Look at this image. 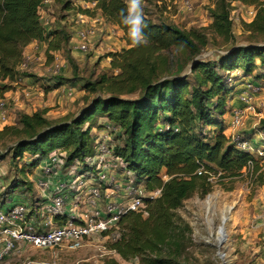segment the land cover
<instances>
[{"label": "trees", "instance_id": "16d2710c", "mask_svg": "<svg viewBox=\"0 0 264 264\" xmlns=\"http://www.w3.org/2000/svg\"><path fill=\"white\" fill-rule=\"evenodd\" d=\"M42 1L0 0V98L9 89L3 82L17 80L29 44L46 42L49 55L60 53V42L69 43L63 30L52 31L51 27L47 31L43 26L38 12ZM54 1L68 15L81 12L96 17L100 13L108 24L123 31L128 47L107 55L111 69L118 73L103 74L86 84L90 94L106 95L87 101L75 118L49 121L42 111L21 114L19 126L4 127L0 140L15 138L14 160L25 153L45 158L63 149L68 161H84L92 154V129L100 127L99 118L107 119L119 142L117 156L144 181L147 191L161 189L158 197L147 199L146 218L129 213L121 219L120 236L108 242L109 249L132 264L136 260L137 264H189L181 259L186 247L175 212L194 194L208 195L211 177L216 176L224 186L244 175L253 182L261 183L264 178L261 160L232 145L222 120L232 91L228 75L241 71L254 78L259 70L257 80L251 81L261 82L264 45L233 47L219 61L209 62L197 58L207 44L202 33L155 21L148 14L141 15L143 38L134 44L129 35L132 24L124 22L134 14L125 0H94L92 13L75 8L69 0ZM232 2L260 5V0H217L210 10V29L224 40L232 38ZM245 27L252 35L264 36V10ZM174 57L176 71L171 70ZM258 130L264 132V118ZM200 166L206 173L198 176ZM104 264L120 263L110 259Z\"/></svg>", "mask_w": 264, "mask_h": 264}, {"label": "rangeland", "instance_id": "374dc122", "mask_svg": "<svg viewBox=\"0 0 264 264\" xmlns=\"http://www.w3.org/2000/svg\"><path fill=\"white\" fill-rule=\"evenodd\" d=\"M69 1L74 7L77 5L76 0ZM125 1L127 3L128 0ZM159 1L161 5L157 4ZM183 1L140 0L139 14H148L155 21L202 33L207 39V44L197 58L209 62L219 61L233 47L264 45V36L252 35L245 27V24L250 23L260 9L264 10V0H260L259 6H247L239 2L230 4L232 38L229 40L216 36L210 29L212 22L210 10L214 8L217 0H189L192 9L185 11L181 8ZM170 2L171 9L166 12V7ZM49 4L40 11V13L43 11V17L45 15L43 21H49L52 31L63 30L70 37L66 46L59 39L57 40L62 50L57 53L60 55L55 65L65 62L64 67L59 73H54L53 55H48L44 50L41 52L34 50L31 53L32 60L27 64L26 69H17L18 78L20 77L22 81L3 82L9 88L5 95L9 97L10 104L8 121L4 124L5 126L0 123V131L7 126H19L18 121L21 114L32 115L42 111L49 121L73 119L82 110L81 102L86 105L87 101L89 102L93 97L106 95L104 93L90 94L86 91V84L98 80L103 74L116 73L111 69L110 64L107 68L105 59L109 53L118 51L117 49L122 47L116 42L115 45L109 43L113 39L126 41L125 37L120 38L112 34L113 31L106 29V24L108 25L106 21L105 23L97 22L95 23L96 36L91 39L88 51L78 52L73 49L74 44L71 41L74 25L76 26L74 15L70 13L68 15L64 6L57 4L54 0H51ZM130 6V12L135 15L136 13L131 11ZM110 34L111 39H107L106 36ZM26 54L23 52V55ZM68 58L72 63H69ZM177 67L178 60L174 57L171 70L176 71ZM236 72L228 75L232 79V83L230 82L232 89L235 87L234 80L241 82L243 80L244 74L241 71ZM260 74L261 72L256 70L255 77L252 76L250 79L255 81L254 79ZM49 82L50 85L47 84ZM73 82L75 84L81 82L80 88L74 87ZM67 83L70 86H67ZM261 83L264 86V82L261 81ZM62 85L66 87L63 91L58 89ZM231 93L232 91L229 94L230 98L233 97ZM234 97L237 96L234 95ZM58 99L61 104L58 103ZM229 107L228 105L227 109L230 110ZM263 109V106L259 110L255 108L257 114L252 115L253 119H257ZM105 122L106 120L101 124ZM257 131L258 128L254 126L253 134L258 133ZM237 134L248 138L241 131ZM261 138L260 136L259 139ZM15 141V138L11 136L0 140V203L3 206L14 205L17 200L18 202L27 200L32 202L28 197L30 195L33 197L35 194L33 182L38 172V161L26 153L21 159L14 160L12 147ZM114 141L115 144H119L115 134ZM262 141L260 145H264V140ZM1 155H3L2 158ZM261 165L264 171V161H261ZM244 174L247 173L244 171ZM212 179L208 195L194 194L175 212L177 224L184 233L186 247L181 259H186L189 264H264V227L261 225L264 215V178L261 183L253 182L244 175L225 186L219 184L216 176ZM228 187L231 189L227 190ZM7 201L9 203H6ZM223 215L228 216L229 220L225 225L226 239L220 245L217 231L222 226ZM142 217L146 218L147 214ZM110 259L120 264H132L123 261L116 253H113L109 249V243L101 239L85 241L83 246L75 252L62 248L36 250L30 246H21L18 253L7 256L0 261V264H21L26 261L34 264H104ZM133 264H137V260Z\"/></svg>", "mask_w": 264, "mask_h": 264}, {"label": "built area", "instance_id": "2783aa9c", "mask_svg": "<svg viewBox=\"0 0 264 264\" xmlns=\"http://www.w3.org/2000/svg\"><path fill=\"white\" fill-rule=\"evenodd\" d=\"M78 1L75 8L79 10L90 13L96 10V1ZM49 3L51 0H43L38 12L49 6ZM157 4L162 3L159 1ZM170 4L171 2L167 7L164 5L166 12L170 11ZM129 5L131 0L127 1V6ZM181 8L184 11L191 10L192 5L189 0H184ZM74 19L76 26L74 25L71 37L73 49L86 53L91 39L96 36L95 23L98 18L77 12ZM50 25L49 21H43L47 31L50 30ZM52 55L53 72L57 74L63 69L65 62L55 65L60 54ZM31 60V54L23 55L18 70H25ZM21 81L19 77L15 82ZM262 84L249 80L241 85L238 101L242 108L232 109L230 112L229 129L232 134L228 137L236 149L264 161V145L255 148L248 138L237 134L245 127L246 114L255 111V100L264 93ZM9 104V97L4 94L0 98V123L3 125L8 121ZM99 126L92 129V154L84 161H68L63 149H56L45 158L33 157L39 166L33 182L35 194L28 197L32 202L17 201L11 206L0 203V261L18 253L20 244L36 250L62 248L75 252L85 241L91 239L115 242L120 236L119 223L125 215L147 214V199L158 197L161 189L147 191L144 181L130 172L117 156L118 144L114 141L116 132L113 126L107 119L105 124ZM97 131L100 132L96 133ZM257 132L262 137L261 141L264 140V132ZM205 173L203 166L196 172L198 176ZM212 180L211 177L210 181ZM262 226L264 227V222ZM21 264L34 263L26 261Z\"/></svg>", "mask_w": 264, "mask_h": 264}, {"label": "crops", "instance_id": "0c3cea01", "mask_svg": "<svg viewBox=\"0 0 264 264\" xmlns=\"http://www.w3.org/2000/svg\"><path fill=\"white\" fill-rule=\"evenodd\" d=\"M76 3H78L79 1L78 0H76L75 1ZM42 13H43V11L41 12V13H39V15H40V17H41V21H43V18L45 17V15H44V17L42 16ZM97 18H98V22H104L105 23V20H104V18L100 15V13H98V16H97ZM46 19V18H45ZM50 27H51V25H50ZM106 29H108V30H111V31H113V33L112 34H116L117 36H120V38H123V36H124V33H123V31H121L118 27H116V26H114V25H111V24H106ZM111 37H112V35L110 34V35H107L106 36V38L107 39H111ZM117 43V44H119L120 46H122V47H120L119 49H117L118 51H120L121 49H124V48H127L128 46H127V43H126V41H124V40H116V39H113V41H111L109 44H112V45H115L114 43ZM46 48H47V43L46 42H32L31 44H29L25 49H24V53H27V54H31V53H33V51L34 50H36V51H38V52H41L42 50H44L45 52H46ZM38 52H36V53H38ZM116 52V51H115ZM54 53H59V52H54ZM53 54V52H51L50 53V55H52ZM105 61L107 62V68H109V64H110V59L108 58V57H106V59H105ZM118 73V71H116V73L115 74H117ZM252 77V75H250V76H244L243 75V80H242V82H246V81H248L250 78ZM250 80H252V79H250ZM261 81L262 82H264V78H262L261 79ZM237 82V83H236ZM241 81H236V80H234V83L233 84H235V87H233V89H232V95H233V97L232 98H230V100H229V102H228V105L230 106L229 108H231L230 110L228 109V112H227V114L222 118V120H223V125H224V134L226 135V136H230L231 134H232V131H231V129H229V123H230V112H231V110L232 109H237V108H242V104H240L239 103V101H238V93H239V90H240V87H241V85L243 84ZM240 83V84H239ZM30 84H32V83H30ZM48 85H50V82L49 83H47ZM238 84V85H237ZM70 84H68L67 83V86H69ZM80 85H81V82H79V83H76L75 84V82H73V86L74 87H76L77 89L78 88H80ZM61 89V91H63V89H65L66 87H64L63 85L61 86V87H58V89ZM232 88V87H231ZM234 95H236L237 97H234ZM76 96V95H75ZM74 100V99H73ZM60 101V99H58V103H60L61 104V102H59ZM81 104H82V108L83 107H85V104L83 103V102H81ZM261 106H263L264 107V97H263V94H261L260 96H258L257 98H256V100H255V108L256 109H258L259 110V108L261 107ZM81 110V109H80ZM263 112L262 113H260V114H258V118L257 119H253V117H252V115H256L257 113L255 112V111H250L249 113H247L246 114V126H245V128L244 129H242L241 130V132H243V133H245L247 136H248V139L252 142V144L254 145V147L255 148H258V147H260L261 145H260V142H261V140L259 139V136L258 135H256L257 133H255V134H253V127L254 126H256L257 128H258V125H259V121L261 120V119H263L264 118V109L262 110ZM106 119L105 118H99V121H98V124L99 125H101V123L103 122V121H105ZM94 129H96V128H94ZM252 134H253V136H252ZM262 143V142H261ZM15 198V197H14ZM16 198H18V197H16ZM18 201V200H17ZM5 206V205H4ZM263 221V220H262ZM264 222V221H263ZM262 222V223H263ZM262 225V224H261ZM264 231V230H263ZM22 245L20 244V247H21Z\"/></svg>", "mask_w": 264, "mask_h": 264}, {"label": "clouds", "instance_id": "9594fccd", "mask_svg": "<svg viewBox=\"0 0 264 264\" xmlns=\"http://www.w3.org/2000/svg\"><path fill=\"white\" fill-rule=\"evenodd\" d=\"M139 3L140 0H131V11L136 13L133 17H126L125 18V23H131L132 28H131V36L133 38V43H139L141 39L143 38L142 34V17L139 14Z\"/></svg>", "mask_w": 264, "mask_h": 264}, {"label": "bare ground", "instance_id": "6f19581e", "mask_svg": "<svg viewBox=\"0 0 264 264\" xmlns=\"http://www.w3.org/2000/svg\"><path fill=\"white\" fill-rule=\"evenodd\" d=\"M222 220H223L222 226L220 227L219 231H217V234H218L217 238H218L219 242L222 241V239L224 238V236H225V239H226L225 225L228 222L229 217L226 216V215H223L222 216Z\"/></svg>", "mask_w": 264, "mask_h": 264}, {"label": "water", "instance_id": "95a60500", "mask_svg": "<svg viewBox=\"0 0 264 264\" xmlns=\"http://www.w3.org/2000/svg\"><path fill=\"white\" fill-rule=\"evenodd\" d=\"M224 239H225V236H224V238L222 239V241H220V245L223 244V242L225 241Z\"/></svg>", "mask_w": 264, "mask_h": 264}]
</instances>
